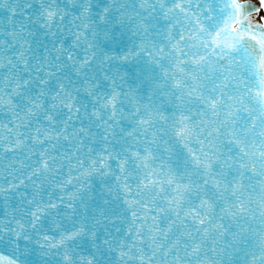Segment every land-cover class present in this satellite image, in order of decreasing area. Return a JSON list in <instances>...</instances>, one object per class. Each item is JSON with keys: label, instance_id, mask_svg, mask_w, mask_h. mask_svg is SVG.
I'll use <instances>...</instances> for the list:
<instances>
[{"label": "snow or ice", "instance_id": "obj_1", "mask_svg": "<svg viewBox=\"0 0 264 264\" xmlns=\"http://www.w3.org/2000/svg\"><path fill=\"white\" fill-rule=\"evenodd\" d=\"M259 5L0 0V264H264Z\"/></svg>", "mask_w": 264, "mask_h": 264}, {"label": "water", "instance_id": "obj_2", "mask_svg": "<svg viewBox=\"0 0 264 264\" xmlns=\"http://www.w3.org/2000/svg\"><path fill=\"white\" fill-rule=\"evenodd\" d=\"M251 3L255 4L257 8L260 7V5H259V0H251ZM254 13H256V11L253 10V11H252V15H253V16H255ZM257 17H258V16H257ZM6 164H7V161H0V172H3V167H2V166H3V165H6ZM65 171H67V169H65ZM5 176H7L6 173H4L3 176H0V182L3 181V179H4ZM7 178H8V179H11V177H7ZM3 212H4V205H3V203H2V199H0V219L4 218V217H3ZM117 226H119V222H117ZM110 230H111L113 233H115V229H114V228H113V229H110ZM100 235H101V238H103V231H101ZM90 251H91V249H90V248H87V249L83 252V255L88 256V255L90 254Z\"/></svg>", "mask_w": 264, "mask_h": 264}, {"label": "rangeland", "instance_id": "obj_3", "mask_svg": "<svg viewBox=\"0 0 264 264\" xmlns=\"http://www.w3.org/2000/svg\"><path fill=\"white\" fill-rule=\"evenodd\" d=\"M264 15V9H261L260 13L258 14V16Z\"/></svg>", "mask_w": 264, "mask_h": 264}]
</instances>
